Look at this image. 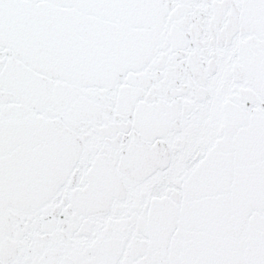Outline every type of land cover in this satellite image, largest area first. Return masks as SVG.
Here are the masks:
<instances>
[{"label":"snow or ice","instance_id":"1","mask_svg":"<svg viewBox=\"0 0 264 264\" xmlns=\"http://www.w3.org/2000/svg\"><path fill=\"white\" fill-rule=\"evenodd\" d=\"M0 264H264V0H0Z\"/></svg>","mask_w":264,"mask_h":264}]
</instances>
